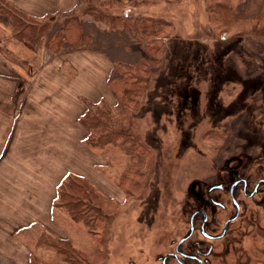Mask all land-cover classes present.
I'll return each instance as SVG.
<instances>
[{
    "label": "rangeland",
    "instance_id": "1",
    "mask_svg": "<svg viewBox=\"0 0 264 264\" xmlns=\"http://www.w3.org/2000/svg\"><path fill=\"white\" fill-rule=\"evenodd\" d=\"M104 1L113 9L119 5L116 1L86 0L78 14L64 12L38 21L26 18L24 22L23 16L12 12L10 26L0 20V54L12 66L27 69L26 77L11 80L15 101L34 78L29 72L35 64L32 44L36 38L46 39L48 50L55 53L79 51L82 49L63 46L54 36L57 27L70 16H78L91 25L90 29L120 26V21L107 12L108 6L103 7ZM241 1L246 0L222 3L236 8ZM216 2L180 0L173 5L149 7L153 1L142 0L125 6V13L130 9L151 13L175 24L172 39L165 40L166 51L162 52L158 73L147 83L143 106L129 115V131L151 148L148 156H141L142 150L136 152L130 143L121 141H109L102 147L101 142L106 140L100 137L102 128L90 134L80 123L82 140H37L33 128L22 121L16 134L17 138L21 134L20 140H11L7 155L0 158V261L158 264L156 258L171 249V240L187 231V219L201 207L200 199L205 201L208 187L230 179L232 171L245 169L243 172L253 173L264 165V3L249 0V5H244L246 17L253 19L215 21L216 34L212 32L208 39L200 33L193 36L195 30L206 27L205 12L215 8ZM90 8L93 11L86 14ZM4 15L10 17L9 13ZM106 17L114 20L113 26L109 27ZM35 26L41 27L36 30ZM129 39L124 40L126 49H112L111 45L102 48L108 60L131 61ZM113 68L110 75L115 72ZM50 79L43 76L36 84ZM62 84L59 79L55 87ZM102 88L93 93L102 99L85 100L96 105L99 112L108 110L121 121L115 98L111 92L102 94ZM7 89L0 81V138L3 118L8 120L14 111V100L7 105L4 97ZM27 96L32 99L33 92ZM54 119L67 120L62 116ZM41 136L48 138L46 134ZM65 170H70L68 174L77 184L92 192L93 207L107 216L101 244L89 230V216L80 215L81 193L74 190L71 197L64 196L67 191L60 192L67 175L63 177L61 172ZM124 177L132 182L128 184ZM253 212L251 218L248 212L238 219L228 235L216 243L223 251L216 264H264V206L255 207ZM57 246L72 250L77 262L66 259Z\"/></svg>",
    "mask_w": 264,
    "mask_h": 264
},
{
    "label": "trees",
    "instance_id": "2",
    "mask_svg": "<svg viewBox=\"0 0 264 264\" xmlns=\"http://www.w3.org/2000/svg\"><path fill=\"white\" fill-rule=\"evenodd\" d=\"M87 1L90 3L91 0ZM98 1L99 0H96L97 3ZM109 1L110 4L116 3L113 0ZM179 1L180 0H153V3L149 5V7L155 5L159 6V4L173 5ZM244 5H249V0L248 2L247 0L241 1L236 5V8L228 3H222V0H218L215 4V8L211 7L210 10L205 12V15L207 14L206 17H204L207 22L206 27L204 29L195 30L193 36H195L196 33H200L202 34V37L207 36L206 39H208V37H210L208 35L212 32L216 34L214 24L216 22L219 23V20L230 23L239 20L241 21L242 19H253V17H246ZM107 6L108 8L106 10L109 12L110 16H113L120 21V26L117 28L101 30L93 26L96 29L93 27L90 29V24L83 22L78 16L73 15L67 18L62 25L57 27L54 36L57 39L59 37L63 42V46L65 45L70 49L87 48L92 51L97 50L105 55L108 54H106L102 48L111 45L112 49H126L124 40L130 37V44L127 51L131 53V61L120 62L110 57L115 72L112 73L108 79V87L112 96L115 98V105H119L118 109L120 110V113H122L121 121L117 120L119 118L114 114L111 115L108 110L99 112L96 105L87 101L85 102L86 110L81 115L79 121L88 129L90 134L95 131L97 132L101 128L103 129L100 137L105 138L106 140L101 142L100 145L102 147L110 144L109 141H121L125 144L130 143L132 147L134 146L136 152L142 150V153L139 152L140 155H145L146 157L152 150L149 146L141 143L138 138L131 135L128 124L130 122L129 115L132 111L134 113L143 106L147 83L151 77L158 73L157 67L161 61L162 52L164 53V51H166V46L164 44L165 40L168 41L172 39L171 37L174 35L175 24L168 18L152 16L150 14H141V12L136 13L134 11L132 12L131 9L129 13H125L124 9H126V7L123 5H113L116 6L114 10L112 6H109L107 2L104 1L103 7ZM87 10L88 12H84L90 14L93 11V8ZM109 14L107 15L109 16ZM215 15H217V17L214 18ZM106 18L109 19L108 24L110 26H108H113L114 20L109 17ZM216 19H218V21ZM100 21H102L101 17ZM26 27L27 24H25L24 28ZM114 117H116V119ZM112 124L114 125L112 126ZM130 171L142 173L140 170L135 169H131ZM70 176L71 175L68 174V176H66L61 182L59 187L60 192L63 193L64 191H67L65 192L66 194L63 193L64 196L69 195L71 197H73L72 194L74 193V190L81 193L82 196H79V200H81V206L84 212L81 211L80 215L86 213L89 216L90 221L92 222V226L89 230L93 233L96 239H99L101 244L104 239L105 222H108L107 216L93 207V198H91L92 192H90L86 186L77 184L75 178L72 177L71 179ZM129 177L123 178L124 180L126 179V181L129 180L128 184L132 182V179ZM57 249H59V252L64 254L69 261L77 262L78 259H76L72 250L67 248L62 249L58 246Z\"/></svg>",
    "mask_w": 264,
    "mask_h": 264
},
{
    "label": "crops",
    "instance_id": "3",
    "mask_svg": "<svg viewBox=\"0 0 264 264\" xmlns=\"http://www.w3.org/2000/svg\"><path fill=\"white\" fill-rule=\"evenodd\" d=\"M114 1L118 2L119 5L126 6L142 0ZM0 3V20L4 22L5 26H10L12 23V12L23 16L24 22H27L26 18L30 21H38L47 15H56L64 12L70 14L82 13L81 10L86 6L87 2L86 0H0ZM4 13H9L10 17H6ZM153 14L155 15V12ZM40 27L37 28L35 26L33 29L39 30ZM36 30L34 32L35 35ZM25 43V41L24 43L22 42L23 45ZM32 47L35 64L32 72H29V74L33 75L34 78L32 82L23 87V93L19 95L17 101L14 100L16 93L13 92L14 96H12L11 80L12 78L26 77L27 69L26 67L18 68L12 66L8 62L7 57L5 58L4 54H0V81L8 88L5 91L4 97L7 105L12 102V99L16 103L13 101V116L10 113L8 120L3 118V129L1 130L2 135L0 138V158L7 155L11 140L13 142L20 140L21 134L20 138L19 136L17 138L16 134L17 131L19 134L22 121L33 128L35 135H38L37 140L53 141L60 139L71 142L75 139L82 140L83 136L79 137L78 130L79 119L85 111V101H99L102 99L100 95L99 97L93 95L96 89H100V87H103L102 94H105V96L110 93L108 79L113 63L111 62L112 60H108L104 53L86 49L55 53L48 50L46 39H43L41 36L34 40ZM5 53L8 54V52ZM43 76L52 78L48 80L51 84L48 81L36 84V81L38 82ZM59 79L63 81V84L55 87ZM20 85L18 84V87ZM31 92H33V97L29 99L27 93ZM25 110H30L28 112L30 114H26ZM58 110L62 111L58 112ZM24 113L26 116H24ZM57 116L66 117V122H63L61 119H54ZM40 117L41 119L39 120ZM18 125L19 128L17 129ZM42 134H46L48 138L41 136ZM55 134L58 136L55 137ZM62 155L68 154L63 153ZM69 172L70 170H65L61 174L64 177V174L68 175ZM0 264L6 263L0 261Z\"/></svg>",
    "mask_w": 264,
    "mask_h": 264
},
{
    "label": "flooded vegetation",
    "instance_id": "4",
    "mask_svg": "<svg viewBox=\"0 0 264 264\" xmlns=\"http://www.w3.org/2000/svg\"><path fill=\"white\" fill-rule=\"evenodd\" d=\"M259 167L253 173L243 172L245 169L232 171L234 178L220 180L208 187L205 201L200 199L201 207L195 209L187 219L185 234L171 240V249L159 255L157 263L216 264L223 252L216 243L228 235L238 219L246 217L248 212V218H251L255 214V207L264 206V165ZM258 194L263 195L255 201ZM202 202L204 205H201ZM191 227L193 231L187 237Z\"/></svg>",
    "mask_w": 264,
    "mask_h": 264
},
{
    "label": "water",
    "instance_id": "5",
    "mask_svg": "<svg viewBox=\"0 0 264 264\" xmlns=\"http://www.w3.org/2000/svg\"><path fill=\"white\" fill-rule=\"evenodd\" d=\"M192 231H193V227H191L190 232H189V234H188L187 237H189V236L191 235ZM187 237H186V238H187ZM186 238H184V239L182 240V242H183Z\"/></svg>",
    "mask_w": 264,
    "mask_h": 264
}]
</instances>
